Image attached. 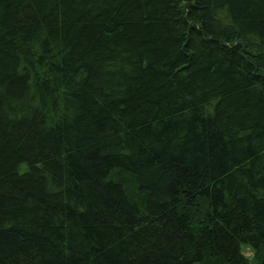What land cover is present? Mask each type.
I'll return each mask as SVG.
<instances>
[{"label": "trees", "instance_id": "obj_1", "mask_svg": "<svg viewBox=\"0 0 264 264\" xmlns=\"http://www.w3.org/2000/svg\"><path fill=\"white\" fill-rule=\"evenodd\" d=\"M0 264H264V0H0Z\"/></svg>", "mask_w": 264, "mask_h": 264}, {"label": "rangeland", "instance_id": "obj_2", "mask_svg": "<svg viewBox=\"0 0 264 264\" xmlns=\"http://www.w3.org/2000/svg\"><path fill=\"white\" fill-rule=\"evenodd\" d=\"M244 254L247 256V257H252L254 254L253 252L250 250V249H246L244 250Z\"/></svg>", "mask_w": 264, "mask_h": 264}]
</instances>
